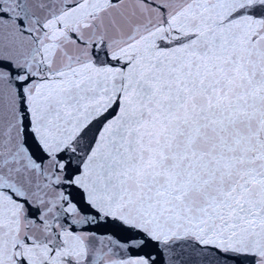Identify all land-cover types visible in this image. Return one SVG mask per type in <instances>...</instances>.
I'll list each match as a JSON object with an SVG mask.
<instances>
[{"label": "snow or ice", "instance_id": "1", "mask_svg": "<svg viewBox=\"0 0 264 264\" xmlns=\"http://www.w3.org/2000/svg\"><path fill=\"white\" fill-rule=\"evenodd\" d=\"M0 264H264V0H0Z\"/></svg>", "mask_w": 264, "mask_h": 264}]
</instances>
